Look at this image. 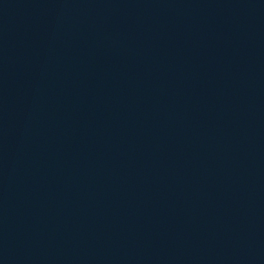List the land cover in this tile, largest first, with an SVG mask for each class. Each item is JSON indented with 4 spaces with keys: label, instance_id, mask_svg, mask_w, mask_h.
Listing matches in <instances>:
<instances>
[{
    "label": "water",
    "instance_id": "95a60500",
    "mask_svg": "<svg viewBox=\"0 0 264 264\" xmlns=\"http://www.w3.org/2000/svg\"><path fill=\"white\" fill-rule=\"evenodd\" d=\"M119 264H264V0H238L193 121Z\"/></svg>",
    "mask_w": 264,
    "mask_h": 264
}]
</instances>
